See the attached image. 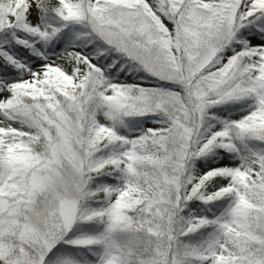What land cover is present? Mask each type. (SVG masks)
Segmentation results:
<instances>
[{
  "label": "snow or ice",
  "instance_id": "snow-or-ice-1",
  "mask_svg": "<svg viewBox=\"0 0 264 264\" xmlns=\"http://www.w3.org/2000/svg\"><path fill=\"white\" fill-rule=\"evenodd\" d=\"M0 264H264V0H0Z\"/></svg>",
  "mask_w": 264,
  "mask_h": 264
}]
</instances>
